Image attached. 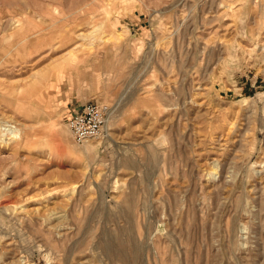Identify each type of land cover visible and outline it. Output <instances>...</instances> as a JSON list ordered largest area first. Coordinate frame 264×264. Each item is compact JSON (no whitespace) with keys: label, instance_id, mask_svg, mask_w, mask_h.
<instances>
[{"label":"rangeland","instance_id":"obj_1","mask_svg":"<svg viewBox=\"0 0 264 264\" xmlns=\"http://www.w3.org/2000/svg\"><path fill=\"white\" fill-rule=\"evenodd\" d=\"M0 264H264V0H0Z\"/></svg>","mask_w":264,"mask_h":264},{"label":"built area","instance_id":"obj_2","mask_svg":"<svg viewBox=\"0 0 264 264\" xmlns=\"http://www.w3.org/2000/svg\"><path fill=\"white\" fill-rule=\"evenodd\" d=\"M69 111L67 125L76 143L82 144L103 135L109 113L106 104L90 101Z\"/></svg>","mask_w":264,"mask_h":264},{"label":"crops","instance_id":"obj_3","mask_svg":"<svg viewBox=\"0 0 264 264\" xmlns=\"http://www.w3.org/2000/svg\"><path fill=\"white\" fill-rule=\"evenodd\" d=\"M55 70H56V71H55ZM55 70L52 71L51 75H53L54 72H55L54 75H55V77H56V76L58 75V72H59L61 69L58 67V68H56ZM51 75H50V76H51Z\"/></svg>","mask_w":264,"mask_h":264},{"label":"bare ground","instance_id":"obj_4","mask_svg":"<svg viewBox=\"0 0 264 264\" xmlns=\"http://www.w3.org/2000/svg\"><path fill=\"white\" fill-rule=\"evenodd\" d=\"M109 113H110V111H109ZM109 113H108V115H109ZM109 117V116H108ZM107 121H108V119H107ZM68 129H69V131H70V128L68 127ZM70 133H71V131H70ZM86 144H89V142H87ZM85 144V145H86ZM87 149V148H86ZM92 149H94V147H93V145H92ZM87 150H91V147H89Z\"/></svg>","mask_w":264,"mask_h":264}]
</instances>
